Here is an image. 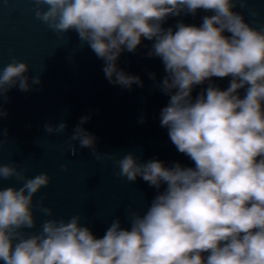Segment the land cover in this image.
Here are the masks:
<instances>
[{"label":"clouds","instance_id":"9594fccd","mask_svg":"<svg viewBox=\"0 0 264 264\" xmlns=\"http://www.w3.org/2000/svg\"><path fill=\"white\" fill-rule=\"evenodd\" d=\"M35 18L57 35L74 30L96 56L114 85L142 86L138 76L118 69L123 51L134 52L142 38L155 41L148 56L159 57L167 75L159 85L170 96L160 122L179 153L194 167L158 160L140 163L129 153L120 159L96 151V137L82 127L71 141L92 149L97 160H114L118 175L137 177L159 189L147 210L130 212V229L112 221L102 238L82 226L79 215L67 222L47 219L33 229L34 196L50 183L47 173L31 178L26 169L0 163V180L16 178L21 187L0 188V260L4 264H264V27L255 28L233 11L247 0H31ZM211 12L200 26L169 16ZM255 15V13H253ZM228 32L230 35H225ZM26 62L0 67V98L13 87L29 91ZM231 76L226 90L209 84L196 99L193 86ZM150 78H155L150 74ZM39 84V76L31 78ZM239 89H245L243 98ZM175 90V91H173ZM7 113L0 106V117ZM66 128L45 125L49 134ZM6 135V131L4 132ZM0 143V147H2ZM71 154L76 155L75 146ZM67 171V166H64ZM36 207L48 217L53 210ZM205 254H207L205 256Z\"/></svg>","mask_w":264,"mask_h":264},{"label":"water","instance_id":"95a60500","mask_svg":"<svg viewBox=\"0 0 264 264\" xmlns=\"http://www.w3.org/2000/svg\"><path fill=\"white\" fill-rule=\"evenodd\" d=\"M34 7L31 0H0V67L13 58L28 63L30 85L29 91L17 86L6 93V100L0 98V106L7 113L0 117V163L26 169L27 178L41 173L50 177V183L33 199L35 228L23 231L39 232L47 219L67 222L77 215L81 225L97 238L103 237L116 218L122 228L130 229V212L143 214L167 186L162 183L156 189L140 177L135 182L127 181L118 175L114 160H97L92 149L80 148L79 141L70 137L81 118L88 116L82 127L96 137L95 148L102 155L120 159L132 153L140 163L158 160L165 167L175 163L195 166L177 151L168 129L161 126L160 113L170 96L159 87L167 75L162 60L148 56L155 41L142 38L134 52L123 51L117 59L118 69L138 76L142 86L114 85L102 70L104 61L82 44L74 30L57 35L35 18ZM233 11L241 13L253 27H264V0H247L245 7L237 4ZM212 14L201 9L195 15L169 16L162 27L175 31L178 22L200 26L202 18ZM34 76H39V84H32ZM231 79L213 77L193 86V101L209 84L226 90ZM238 94L243 98L245 89H239ZM61 122L66 124L62 133L45 131L46 124L55 127ZM72 146L76 155L71 154ZM22 184L14 177L0 180V188H19ZM42 199L44 206L53 210L51 217L36 207ZM0 264L4 262L0 260Z\"/></svg>","mask_w":264,"mask_h":264}]
</instances>
